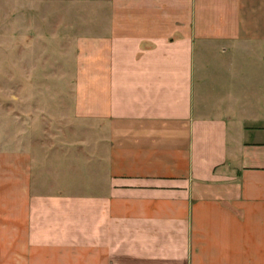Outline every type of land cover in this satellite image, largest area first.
Instances as JSON below:
<instances>
[{
	"label": "crops",
	"instance_id": "obj_1",
	"mask_svg": "<svg viewBox=\"0 0 264 264\" xmlns=\"http://www.w3.org/2000/svg\"><path fill=\"white\" fill-rule=\"evenodd\" d=\"M78 2L74 111L0 105V264H264V0Z\"/></svg>",
	"mask_w": 264,
	"mask_h": 264
},
{
	"label": "rangeland",
	"instance_id": "obj_2",
	"mask_svg": "<svg viewBox=\"0 0 264 264\" xmlns=\"http://www.w3.org/2000/svg\"><path fill=\"white\" fill-rule=\"evenodd\" d=\"M48 1L0 0V105L11 121L29 112L31 103L38 115H62L66 107L74 111L75 39L84 31L83 25L62 18L73 20L80 8L73 6L68 13L64 3L51 8ZM81 4L86 13V3ZM30 18L37 22L30 23ZM47 18L55 20L51 24ZM70 125L76 126V120L70 119Z\"/></svg>",
	"mask_w": 264,
	"mask_h": 264
}]
</instances>
